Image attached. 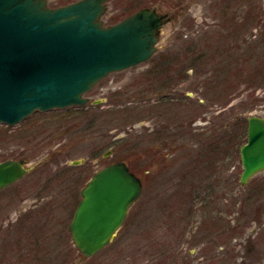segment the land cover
<instances>
[{"label": "rangeland", "instance_id": "rangeland-1", "mask_svg": "<svg viewBox=\"0 0 264 264\" xmlns=\"http://www.w3.org/2000/svg\"><path fill=\"white\" fill-rule=\"evenodd\" d=\"M143 1L109 0L101 19L114 25L144 4L165 16L148 61L108 75L82 107L0 123V163L29 168L0 192L2 264H264V171L243 185L240 152L220 150L213 133L210 157L193 135L216 127L227 138L235 124L264 117V74L256 72L264 57L215 77L224 51L236 59L264 47V0ZM120 161L136 163L143 193L112 243L85 257L69 231L80 193Z\"/></svg>", "mask_w": 264, "mask_h": 264}, {"label": "water", "instance_id": "water-1", "mask_svg": "<svg viewBox=\"0 0 264 264\" xmlns=\"http://www.w3.org/2000/svg\"><path fill=\"white\" fill-rule=\"evenodd\" d=\"M108 1L51 8L48 0H0V123L14 126L36 111L82 107L85 94L101 80L153 56L165 16L145 8L105 26ZM247 134L240 150L243 185L264 171V117L251 116ZM24 164L0 163V191L26 175ZM143 188L124 161L87 182L69 226L83 256L93 257L112 243Z\"/></svg>", "mask_w": 264, "mask_h": 264}, {"label": "trees", "instance_id": "trees-1", "mask_svg": "<svg viewBox=\"0 0 264 264\" xmlns=\"http://www.w3.org/2000/svg\"><path fill=\"white\" fill-rule=\"evenodd\" d=\"M76 1H78V0H70L68 2H65L64 5H67V4L76 2ZM132 1L135 2V5H136V3L142 4V2H144L143 0H132ZM149 6H150V4H147V5L144 4L143 8H148ZM241 51H242L240 53L241 55L238 56L239 58L241 57L240 59L239 58L234 59L233 56L231 55L232 51H227L226 50V51H224V53L220 54V56L218 57L219 59H221L223 57L224 58L226 57V58H225V61L224 60L221 61L224 64L221 67V69H219V71L217 72L218 74L215 77H217L220 72H222V73L226 72L227 73V71L230 69V67H233L234 63H235L236 66L238 65L237 67H244L245 68L247 64H249V63H251L253 61H256L257 59H263V57H264V52H263L264 51V47H263V45H260V44L259 45H253V48H250L248 50L247 49H245V50L243 49ZM206 56H207L206 54L204 56L202 54V55H199V56L195 57L196 60H193L194 64H192L190 66L195 67L194 69L197 70L198 67H200V61ZM198 59H200V60H198ZM196 67H197V69H196ZM256 72L260 76V75L264 74V69L259 70V68H258V70ZM262 79H264V78H262ZM209 98L210 97H209L208 94L204 96L205 100H208ZM241 122L243 123L242 120H241ZM223 127H226V126H223ZM215 128L216 127L212 128V130H210V131L208 130V131H206L204 133H201V134H193L195 136V138L198 137L199 141L202 142L201 143L202 144L201 145L202 149L204 148L205 151L208 152V155L210 154L209 156L211 157L213 155V152H215V151H213L214 148H215V146H214L215 145V141L214 140H216L217 138H220V139H218L216 141L218 143L221 142L220 150H222V148H226L227 149V147L231 146L232 148H234L236 150V153L239 156V152H240L241 147L243 145H245L246 142H247V134L246 133H247L248 125H245V127H242V128L241 127L237 128V124H235L234 125V130H236V131L234 133H231L232 131H228V134H229V135L227 134L228 135V137H227L228 140L224 136L223 137L222 136L221 137H217L216 136L217 132L214 131V130H216ZM242 129H244V130L242 131ZM213 133H214L215 137L212 136ZM241 133L243 134L242 137H241ZM213 137H214V140H213ZM237 138H239V140H241V138H242V140L238 144L237 143L235 144V142H236L235 140ZM202 149H201V151H202ZM186 151H189L188 155L191 156L192 150L190 151V148H187ZM128 164H129L130 170L133 173H135L137 176L142 178V173H141L140 170H138V166L136 165V163L128 161ZM166 242L164 243V245L166 244V246H168L169 245L168 242H170V241H166ZM161 246H163V245H161Z\"/></svg>", "mask_w": 264, "mask_h": 264}, {"label": "flooded vegetation", "instance_id": "flooded-vegetation-1", "mask_svg": "<svg viewBox=\"0 0 264 264\" xmlns=\"http://www.w3.org/2000/svg\"><path fill=\"white\" fill-rule=\"evenodd\" d=\"M169 66V65H168ZM178 72H176V73H174L173 75H174V77L176 76L175 74H177ZM178 76V75H177ZM184 81H186V79L184 78ZM178 82H176L175 84H177ZM174 84V85H175ZM10 160V159H9ZM12 160H17V161H23V160H19V159H12ZM25 162V161H24ZM26 163V162H25ZM27 173H26V175H28V173H29V168H27ZM26 175H24V177H26ZM23 177V178H24ZM23 178H21V179H23ZM4 190V189H3ZM2 191V190H1ZM0 191V192H1ZM22 219H26V218H22ZM17 221V220H16ZM8 245V244H7ZM3 251V250H2ZM1 250H0V264H2L1 262L3 261L2 259H4V255H3V252H2ZM3 264H12L10 261L9 262H7V263H5V262H3Z\"/></svg>", "mask_w": 264, "mask_h": 264}]
</instances>
